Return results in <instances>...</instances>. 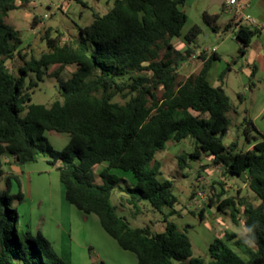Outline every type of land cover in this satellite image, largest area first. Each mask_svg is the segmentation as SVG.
Wrapping results in <instances>:
<instances>
[{
  "label": "trees",
  "instance_id": "16d2710c",
  "mask_svg": "<svg viewBox=\"0 0 264 264\" xmlns=\"http://www.w3.org/2000/svg\"><path fill=\"white\" fill-rule=\"evenodd\" d=\"M18 1L31 0H0V154L10 153L20 164L42 155L49 156L51 165L60 162L65 199L96 214L106 232L135 253L138 264H264V133L245 118V143L253 146L243 147L239 139L225 143L232 124L227 114L235 107L223 84L214 85L208 78L213 60L220 58L216 51L208 57L202 51L199 71L179 79V68L193 50L177 48L173 39L183 36L191 44L202 31L195 24L183 34L188 15L180 5L186 0H108L109 10L94 11L93 22L80 28L78 38L61 44L48 31V51L29 58L20 31L7 21L9 11L21 5ZM203 18L217 29L218 15L204 12ZM258 32L240 23L236 37L241 55ZM17 57L23 61L19 74L8 66ZM53 65L58 67L50 72ZM71 65L70 75L59 79V97L50 104L32 102L34 89L46 75L59 77ZM51 131L69 134L64 148L51 144L45 135ZM184 139L194 146L178 154L181 169L206 153L223 166L226 176L245 174L258 201L228 195L219 181L221 189L208 203L228 209L235 222L242 214L246 233L234 241L237 248L230 235L214 238L208 260L194 254L186 228L170 219L179 213V199L174 180L160 177L161 161L156 158L168 141ZM103 162L107 166L96 173L95 166ZM116 170L130 174L133 181ZM6 181L4 186L0 178V264H68L40 232L35 237L29 229H19L12 203L21 202L23 193L19 181L14 194L10 179ZM116 190L138 211L149 203L161 212L164 229L132 226L111 200Z\"/></svg>",
  "mask_w": 264,
  "mask_h": 264
},
{
  "label": "rangeland",
  "instance_id": "374dc122",
  "mask_svg": "<svg viewBox=\"0 0 264 264\" xmlns=\"http://www.w3.org/2000/svg\"><path fill=\"white\" fill-rule=\"evenodd\" d=\"M18 3L21 5L9 11L7 21L20 31L28 58L31 54L40 57L48 51V42L45 37L48 31L49 35L58 37V42L64 44L70 39L78 38L80 28L93 22L94 11L104 14L110 8L108 0H31L28 3L20 1ZM205 4L211 7V12L219 14L217 21L223 29V35L218 36L216 31L208 28L204 24L202 13L200 17L199 13L197 14L201 12ZM182 8L188 15V21L182 30L183 34L195 24H200L202 31L191 44H188L183 36L173 39L177 46H190L193 53L197 55L183 62L178 71L179 79H185L188 75L199 71L198 64L203 59L200 56L202 51L217 50L219 52L220 58L212 62L209 79L214 85L221 84V79H223L224 88L235 107L234 112L227 114L232 124L224 141L229 144L239 139L241 146L246 147L250 144L245 143L243 135L242 124L245 118L253 119L258 129L264 133V117L260 115L264 110V72L259 69L252 78L247 75L249 65L246 58L240 55L237 39L234 38L233 32H227L224 27V24L232 18V12L218 5H211V0H188ZM35 16L41 18L39 23L34 20ZM22 64L23 61L18 57L8 61V66L16 74H19L17 69ZM57 67L58 65H53L49 71L54 72ZM74 67L75 65H71L63 68L59 77L46 75L39 86L34 89L32 102L50 104L59 97V79L67 78ZM221 75H223L222 78ZM22 114L24 115L25 111ZM45 135L56 149L64 148L70 140V136L66 133L46 132ZM192 149L193 142L189 140L182 142L171 140L167 142L165 149L157 152L156 158L161 161L162 174L160 177L173 179L175 182L174 191L179 199L176 208L179 213L172 217L180 222L182 220L180 214L183 212L188 214L183 219L187 223H181L186 227L187 234L192 240L193 252L196 256L208 260L210 258L209 244L214 240L215 235L210 229L211 221L203 222L198 215L202 209L207 207V204H202L201 208H194L191 204L187 207L186 204L188 205L200 190L207 197L218 193L221 189L219 184L221 178H223L222 181L224 180V190L233 195H247L253 200L255 198L247 184L245 174L242 177H228L224 174L222 165L214 164L205 155L200 159H189L188 166L181 169L178 166V154L183 150L191 151ZM35 163L40 165L37 164L39 162ZM203 163L205 166L201 168ZM44 167L33 180V197L24 196L20 204L17 200L12 203L20 219L19 229H29L35 237H38V231H40L43 237L50 242L53 251L68 264H138L135 253L122 248L117 240L102 227L96 214H87L65 199L58 168L47 162ZM102 167L103 165L96 166V173ZM116 172L122 175L119 170ZM122 176L126 178L128 175L123 174ZM234 179L235 182H232ZM6 180V178L1 179L4 186ZM127 180L131 183L128 177ZM97 181H100L99 177ZM13 185L15 191L11 190L10 193L14 194L18 192L19 187L16 181H13ZM23 193L27 195L25 191ZM122 197V192L116 190L112 193L111 200L117 205L119 213L125 215L132 226L149 224L157 230L163 228L162 225L165 222L161 212L154 210L149 203H143L141 210L138 211L127 204ZM255 202L258 201L255 200ZM165 210L168 209L165 208ZM219 211L215 203L212 212L221 215ZM222 217L225 216L222 215ZM239 217V226L232 223L230 218L224 219L230 223V227L232 226L239 232L240 237H244L242 214ZM26 224L28 227L25 226ZM230 243L237 248L233 240H230ZM18 264L24 263L18 260Z\"/></svg>",
  "mask_w": 264,
  "mask_h": 264
},
{
  "label": "crops",
  "instance_id": "0c3cea01",
  "mask_svg": "<svg viewBox=\"0 0 264 264\" xmlns=\"http://www.w3.org/2000/svg\"><path fill=\"white\" fill-rule=\"evenodd\" d=\"M214 1L215 0H211V5L214 4V5H218L220 7L225 8L226 0H219V1L222 2V5L214 3ZM241 1L245 3V8L243 10L242 15L238 16V15H235V13H232V18L228 22H226V24H224V27H225L227 32L228 31L233 32L234 38L237 39V44H238V46L240 48L241 43H240L239 39L236 37V32H237V30H238V28L240 26V23H245L246 21H249L250 19L255 20V22H251L250 25L253 28H258L259 32L252 38L251 43H250V45H249V47L247 49L246 54L242 55V56H244L246 58V61H247L248 65H249V67L247 68V75L250 78H252L253 76H255L256 72L259 71V69H261L264 72V0H241ZM186 2H188V0H186ZM184 4L180 5V7L182 8V6ZM204 12H208L211 15H218L217 20L219 19V14L217 12H211V7L206 5V4L203 6V9L201 10V12H197V14L199 13L198 15L200 17V14L202 13V18H203ZM27 15L29 16V14H27ZM203 20H204V18H203ZM35 21H37L39 23L41 21V18L36 16ZM204 24L208 28H211L212 30H214L208 23L205 22V20H204ZM216 25H217V29L214 30V31H216L218 36L223 35V29H221V25H220V23L218 21L216 22ZM227 25H230L229 28H227ZM231 35H232V33H231ZM180 37H182V36H180ZM173 43L175 44V42H173ZM175 46L177 48H180V49H185L186 48L184 46L183 47H179L176 44H175ZM213 51H216L219 54V52L217 50H213ZM207 52H208V55H207V57H208L209 54L212 53V51H208L207 50ZM193 57H197V55L195 53H193L190 58H193ZM203 62H204V60L202 59L201 63L198 64V67L199 66L201 67ZM208 78H209V73H208ZM221 84H223V86H224L223 79H221ZM260 115L262 117H264V110L260 113ZM51 132H56V131H51ZM57 133H59V132H57ZM184 140H188V139H184ZM189 141H191V140H189ZM252 146H253L252 144L247 145V147H249V148H251ZM204 155L207 156L209 158V160L212 162V156H210V155H208L206 153H204L202 156H204ZM48 161H49V156L42 155V156L38 157L37 160L33 161V164H30L32 162L20 164L16 160V158L14 156H12L8 152H4V153L0 154V169H1L2 174H3L2 178H6V179L9 178L10 179V184H11L10 186H11V190H13V192L15 191L14 190L13 181H16L18 187H19V185H18L17 181H19L20 182L21 191H23V192L25 191V193H27V195L26 194L24 195V193L22 192L23 193V197L24 196L33 197V194H34L33 193V184H32L33 180H34L36 174L39 173L41 171V169L45 168L44 167L45 162L50 164ZM35 162H39L37 164H40V165H36ZM98 165H103V167L101 168V170H102L104 167L107 166V163L106 162L99 163L96 166H98ZM53 166L57 167L58 170H59V167L61 166V163L57 162ZM96 166H95V168H96ZM204 166H205V164L203 163L201 165V168L204 167ZM126 175H128L127 177L129 178V181L132 182L133 181L132 176L130 174H126ZM127 177H126V179H127ZM222 179L223 178H221L220 182L224 181V180L222 181ZM232 182H235V179L232 180ZM227 194L228 195H233L229 191H228ZM20 203L21 202H18V204H20ZM189 204H191V201L188 203V205L186 204V206L188 207ZM206 204H207L206 205L207 207L205 209H202L203 218L201 219L199 217V219L201 221H203V222L206 221V220L207 221H209V220L211 221L210 229L214 232L215 238L216 237L225 238V236L227 237V235H230V236L233 237L232 238L233 241L238 239L240 237V234H238L239 232H237L232 226L230 227V223L228 221H226V219H224V218H230L231 222L236 224L237 226L240 225V221L235 222V219L231 216V212L228 209H225L224 211L220 210L219 212H221L222 214L219 215V214H216V213L212 212L213 205H210L209 203H206ZM187 215L188 214L183 212V213L180 214V216H181L180 218H182V220H183V219H185V217H187ZM198 215H199V213H198ZM222 215H224L225 217L223 218ZM170 219L175 221L180 228L185 227L183 223H187V222H185V220H183V221L181 220L179 222L177 219L173 218L172 216H171ZM181 222H183V223H181ZM182 224H183V226H182ZM25 226L28 227V224H26ZM162 227L163 228L161 230L164 229L165 223L162 225ZM37 229L39 230V228H37ZM154 230H157V229H154ZM244 230H245V233H246V229H244ZM38 232H40V231H38Z\"/></svg>",
  "mask_w": 264,
  "mask_h": 264
},
{
  "label": "built area",
  "instance_id": "2783aa9c",
  "mask_svg": "<svg viewBox=\"0 0 264 264\" xmlns=\"http://www.w3.org/2000/svg\"><path fill=\"white\" fill-rule=\"evenodd\" d=\"M225 8L226 10L235 13V15H242L243 10L245 8V3L242 2L241 0H226L225 2ZM250 23L251 22H255V20L250 19L249 20ZM3 177V174L0 172V178ZM200 177V176H199ZM209 197H207L203 191H199L197 192V194L193 197L192 201H191V205L194 208H198L201 207L202 204H206V202H208ZM240 216V214H239ZM243 216V215H242Z\"/></svg>",
  "mask_w": 264,
  "mask_h": 264
},
{
  "label": "water",
  "instance_id": "95a60500",
  "mask_svg": "<svg viewBox=\"0 0 264 264\" xmlns=\"http://www.w3.org/2000/svg\"><path fill=\"white\" fill-rule=\"evenodd\" d=\"M214 3H217V4H219V5H222V2H221V1H219V0H215V1H214ZM245 23H248V24H250V22H249V21H246ZM231 175H233V174H231Z\"/></svg>",
  "mask_w": 264,
  "mask_h": 264
}]
</instances>
